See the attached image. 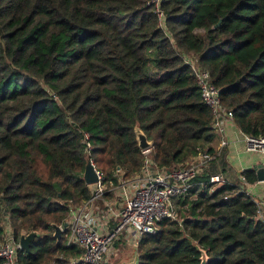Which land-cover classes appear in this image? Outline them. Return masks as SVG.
I'll list each match as a JSON object with an SVG mask.
<instances>
[{
  "label": "trees",
  "instance_id": "1",
  "mask_svg": "<svg viewBox=\"0 0 264 264\" xmlns=\"http://www.w3.org/2000/svg\"><path fill=\"white\" fill-rule=\"evenodd\" d=\"M148 2L0 0V243L5 214L17 241L36 234L18 264L82 255L64 235L57 242L53 225L92 198L87 157L117 185L118 168L131 180L147 157L170 170L213 153L204 149L216 137L213 116L186 54L210 72L241 132L264 136V0H162L166 30ZM137 126L154 142L148 155ZM242 175L258 182L256 170ZM214 186L203 174L195 180L178 219L137 244L140 264H200L196 245L208 264H264L256 202Z\"/></svg>",
  "mask_w": 264,
  "mask_h": 264
},
{
  "label": "built area",
  "instance_id": "2",
  "mask_svg": "<svg viewBox=\"0 0 264 264\" xmlns=\"http://www.w3.org/2000/svg\"><path fill=\"white\" fill-rule=\"evenodd\" d=\"M161 3L162 0H149L148 5L154 6L159 17V27L166 30ZM184 60L186 65L192 68L203 101L211 110L215 136L221 137V144L225 146L227 144L224 139L225 128L230 123H235L233 110L223 105L220 90L214 85L210 72L200 66L197 56L189 53L184 56ZM89 139L90 136L86 134L85 142L90 150L92 146ZM244 141L246 152L259 153L264 156V136L245 135ZM149 153L150 151L145 154ZM213 159L212 154L199 150L197 155L189 159L190 163L168 170L157 167L147 157L142 172L136 175L134 180H124L121 176V169L118 168L119 183L115 185L113 182H106L105 175L90 158L97 171L99 182L89 186L92 191L90 200L70 206L68 226H61L65 244L76 246L82 251L78 259L71 260L72 263L110 264L112 246L116 241H121L122 236L128 238L130 244L137 245L144 236L155 234L157 224L162 220H177L179 216L174 202L190 193L195 186V180L203 174L204 168ZM210 182L215 184L212 191L218 185L223 186V178L219 175L211 176ZM241 182L243 186H238L233 195H249L243 187L251 184L243 176ZM260 183L264 187V181ZM116 188L122 190L121 208L117 210L111 208L106 213L98 209L97 202ZM256 204L257 217L264 222V201L256 202ZM107 215H110V218ZM109 219L114 222L113 227L109 226ZM4 229V239L0 243V259L4 260L5 264H18V250H22L20 243L14 238L11 225Z\"/></svg>",
  "mask_w": 264,
  "mask_h": 264
},
{
  "label": "crops",
  "instance_id": "3",
  "mask_svg": "<svg viewBox=\"0 0 264 264\" xmlns=\"http://www.w3.org/2000/svg\"><path fill=\"white\" fill-rule=\"evenodd\" d=\"M244 137L245 135L241 132L236 123H230L226 126L224 132V139L227 143L225 146L221 144L222 138L217 136L211 143H207L204 149H212L213 153L211 154L214 156V159L204 168L203 175L207 177L219 175L223 178V185L242 187L241 177L243 176V171L255 170L261 165H258V162L264 159V156L259 153L246 152ZM190 162L191 160L187 161V163ZM220 186L222 185H218L217 187ZM243 188H245V191L255 202L264 201V187L259 181ZM122 199V190L116 188L106 194L96 205L98 209L106 213L108 209L110 210L111 208L113 210L120 209L122 206ZM107 217L110 218V215H107ZM109 226H114V222L111 219H109Z\"/></svg>",
  "mask_w": 264,
  "mask_h": 264
},
{
  "label": "water",
  "instance_id": "4",
  "mask_svg": "<svg viewBox=\"0 0 264 264\" xmlns=\"http://www.w3.org/2000/svg\"><path fill=\"white\" fill-rule=\"evenodd\" d=\"M220 25H221V22H219L215 28L219 27ZM135 133H136L137 141H138L139 148L141 149V151L144 153L151 151L154 147V142L148 139L147 135L139 128V126L136 127ZM255 170L258 175V181L259 182L264 181V166L260 165ZM83 179L86 185L88 186L95 185L99 182L97 171L95 167L93 166V164L91 163L89 157H87V164H86L85 172L83 175ZM67 226L68 224L66 223L64 227H67ZM53 228L55 230L54 237L57 239V242L60 243L63 238V228L58 225H53ZM35 238H36L35 233H31L28 236H22L19 241L21 249L24 251H29L31 242ZM196 247L198 251L201 253V263L200 264H208L209 256L207 252L197 245ZM133 252L134 253L131 255V257H129L126 260H122L119 264H140L141 260H140V254H139L137 245L134 248Z\"/></svg>",
  "mask_w": 264,
  "mask_h": 264
},
{
  "label": "rangeland",
  "instance_id": "5",
  "mask_svg": "<svg viewBox=\"0 0 264 264\" xmlns=\"http://www.w3.org/2000/svg\"><path fill=\"white\" fill-rule=\"evenodd\" d=\"M198 34L200 33H203V31H197ZM261 160V159H260ZM259 163V164H258ZM257 164L258 165H263L264 166V159H262L260 162H258ZM256 199V198H255ZM174 205H175V209L177 210L178 212V200H176L174 202ZM2 223H3V226L5 228L9 227L10 226V223H9V220L7 218V214L3 215V218H2ZM12 228V227H11ZM13 233V232H12ZM25 236H28V235H25ZM128 236V235H126ZM10 237H12L10 235ZM124 237V239H123ZM21 238V237H20ZM20 238L18 241H20ZM129 239L126 238L125 236H122V239L121 241H116L114 243V245L112 246V256H111V259H110V264H119L122 260H126L128 259L129 257H131V255L134 253L133 250L134 248L136 247V244H130L129 243ZM58 257V256H57ZM62 258V257H61Z\"/></svg>",
  "mask_w": 264,
  "mask_h": 264
}]
</instances>
